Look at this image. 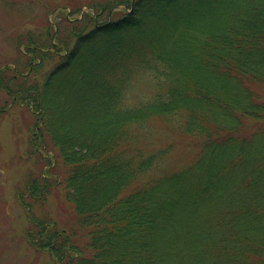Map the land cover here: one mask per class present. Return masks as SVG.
Returning <instances> with one entry per match:
<instances>
[{
    "label": "trees",
    "instance_id": "trees-1",
    "mask_svg": "<svg viewBox=\"0 0 264 264\" xmlns=\"http://www.w3.org/2000/svg\"><path fill=\"white\" fill-rule=\"evenodd\" d=\"M85 6L50 22L53 33L26 34L25 63L0 65V91L36 115L32 152L51 149V174L18 193L27 242L56 264H264V0ZM140 71L160 90L125 105ZM155 118L201 144L185 166L142 181L173 146L136 145L135 128ZM61 182L84 244L32 210Z\"/></svg>",
    "mask_w": 264,
    "mask_h": 264
},
{
    "label": "rangeland",
    "instance_id": "rangeland-1",
    "mask_svg": "<svg viewBox=\"0 0 264 264\" xmlns=\"http://www.w3.org/2000/svg\"><path fill=\"white\" fill-rule=\"evenodd\" d=\"M92 1L0 0V65L7 62L25 63L20 41L26 39V34H33L36 38L51 32L48 26L50 22L56 23L65 14L76 18L86 8L85 5ZM60 33L64 35L62 30ZM31 64L32 67L34 62ZM51 65L43 70H48ZM38 79L41 80L39 77ZM255 88L264 98V83L256 84ZM159 90L156 77L149 72L140 71L129 84L124 104H140ZM5 101L9 102L10 108L0 116V264H56L49 252L37 250L27 242L28 210L18 200L19 191L25 190L30 178L42 176L49 169L51 174V149L47 147L39 153L32 152L31 127L35 124L36 115L27 106L12 103L0 91V106ZM176 120L168 122L155 118L135 128L138 134L136 145L142 146L146 153L173 145L159 168L141 178L142 181L150 177V174L158 176L166 170L179 169L196 156L201 140L181 133ZM56 161L53 169L56 175L63 178L67 174V167L59 158L57 163ZM28 199L31 200L29 197ZM31 201L36 216L53 220L64 229L75 228L78 232L77 242L84 244L87 236L79 225L73 203L66 196L64 182L54 186L43 201Z\"/></svg>",
    "mask_w": 264,
    "mask_h": 264
}]
</instances>
